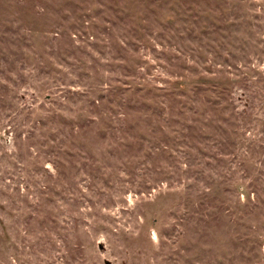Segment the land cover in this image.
<instances>
[{"label": "rangeland", "instance_id": "obj_1", "mask_svg": "<svg viewBox=\"0 0 264 264\" xmlns=\"http://www.w3.org/2000/svg\"><path fill=\"white\" fill-rule=\"evenodd\" d=\"M0 264H264V0H0Z\"/></svg>", "mask_w": 264, "mask_h": 264}]
</instances>
